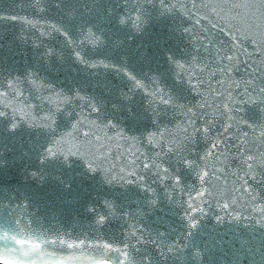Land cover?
Masks as SVG:
<instances>
[{"label":"water","instance_id":"95a60500","mask_svg":"<svg viewBox=\"0 0 264 264\" xmlns=\"http://www.w3.org/2000/svg\"><path fill=\"white\" fill-rule=\"evenodd\" d=\"M0 264H264V0H0Z\"/></svg>","mask_w":264,"mask_h":264}]
</instances>
